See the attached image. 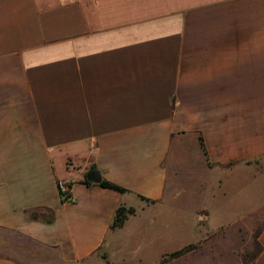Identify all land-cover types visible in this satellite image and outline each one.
I'll list each match as a JSON object with an SVG mask.
<instances>
[{
    "label": "crops",
    "instance_id": "1",
    "mask_svg": "<svg viewBox=\"0 0 264 264\" xmlns=\"http://www.w3.org/2000/svg\"><path fill=\"white\" fill-rule=\"evenodd\" d=\"M173 145L218 169L219 196L238 169L261 178L248 220L199 244L264 264V0H0V264H123L184 175ZM118 206L135 212L111 228Z\"/></svg>",
    "mask_w": 264,
    "mask_h": 264
},
{
    "label": "rangeland",
    "instance_id": "2",
    "mask_svg": "<svg viewBox=\"0 0 264 264\" xmlns=\"http://www.w3.org/2000/svg\"><path fill=\"white\" fill-rule=\"evenodd\" d=\"M173 155L181 163L184 175L175 177L172 181L174 186L166 188L164 206L151 213H141L136 217L137 222L133 221L128 227L126 256L122 263L155 264L159 257V263L171 264H251L258 253L254 243L249 245L248 251L234 249L235 241L232 240L217 242L216 247L211 248L203 245L210 243L213 237L209 241L205 240L203 245L199 243L201 237L215 233L213 231L218 232V223L223 218L246 215L248 208L259 204L261 178L253 177L248 170L238 169L224 177L227 181L224 185L225 196H219L218 169L210 166L204 170L199 166L196 170L192 169L187 154L181 148L178 150L177 145L172 146ZM206 205L210 208H205ZM203 214L209 215L208 223ZM245 215V220H248V215ZM187 244L195 245L189 253L178 257L168 256L170 252ZM238 244L245 247L248 242L244 240V243ZM115 259L118 263L119 258Z\"/></svg>",
    "mask_w": 264,
    "mask_h": 264
},
{
    "label": "trees",
    "instance_id": "3",
    "mask_svg": "<svg viewBox=\"0 0 264 264\" xmlns=\"http://www.w3.org/2000/svg\"><path fill=\"white\" fill-rule=\"evenodd\" d=\"M199 142H200V146H201L203 153H205L204 144H203L201 138H199ZM83 181L87 184H90L92 182H96L102 187L110 188V189H113V190H116L119 192L125 191V189L123 187H121L117 184H114L108 180L102 179L96 170H94L91 179L86 178ZM62 200H64V199H62ZM134 212H135V209L133 207L126 208L124 206H118L116 209V212H115L114 219H113L112 224H111V228L120 227L124 223L127 216L129 214H133ZM194 247H195V245H193V244H187V245L183 246L182 248H179L177 250L170 252L168 254V256L169 257L181 256V255L189 252L190 250H192ZM106 264H108V262H106Z\"/></svg>",
    "mask_w": 264,
    "mask_h": 264
},
{
    "label": "built area",
    "instance_id": "4",
    "mask_svg": "<svg viewBox=\"0 0 264 264\" xmlns=\"http://www.w3.org/2000/svg\"><path fill=\"white\" fill-rule=\"evenodd\" d=\"M58 188L62 199L64 200L70 199V194L68 193L67 187L64 182H58Z\"/></svg>",
    "mask_w": 264,
    "mask_h": 264
},
{
    "label": "water",
    "instance_id": "5",
    "mask_svg": "<svg viewBox=\"0 0 264 264\" xmlns=\"http://www.w3.org/2000/svg\"><path fill=\"white\" fill-rule=\"evenodd\" d=\"M93 172H94V168H91L89 171H88V173H87V177H91V175L93 174Z\"/></svg>",
    "mask_w": 264,
    "mask_h": 264
}]
</instances>
